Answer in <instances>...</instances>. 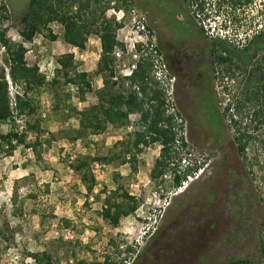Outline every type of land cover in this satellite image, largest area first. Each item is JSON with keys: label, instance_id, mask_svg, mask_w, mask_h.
<instances>
[{"label": "rangeland", "instance_id": "rangeland-1", "mask_svg": "<svg viewBox=\"0 0 264 264\" xmlns=\"http://www.w3.org/2000/svg\"><path fill=\"white\" fill-rule=\"evenodd\" d=\"M206 1L205 13L209 15L199 13L200 17L196 16L208 32L207 36H203V42L221 36L231 46L238 45L242 48L250 36L264 28V0H253L244 9H237L240 22L236 23L227 18V14L233 12L230 5L226 3L219 14L216 12L217 5H209L210 1L214 3L216 0ZM2 4L6 5L10 17L4 23L0 22V29L7 34L10 42H20L21 18L29 6V0H0V6ZM103 18H112L123 23L118 30V40L124 43L125 49H116L119 79L134 69L140 56L137 52L138 44H142L143 51L152 52L155 59V78L167 91L172 106L170 110L179 114L177 121L182 128L177 126L178 136L184 137L186 146L180 140L176 143V157L169 166L162 168L163 175L158 179L152 173L160 157L159 143L146 146L137 154L136 171H131L130 163L120 164V159L111 163H93L91 169L97 183L94 195L89 196L77 171L71 167L76 155H106L111 150L116 153L123 152L127 142L133 139L132 134L138 127L140 116L132 113L127 126L109 124L103 134L83 141H72L62 133V130L77 127V119L51 118L49 129L55 140H50V145L45 144L43 160L40 163H35L32 151L23 147L18 148L12 156L0 158V226L9 218L11 225L17 228L7 249H2L0 240V264H35L27 252L44 249L50 250L58 260L57 264H80L82 261L94 260L103 262L107 258L119 264L189 262V259L184 263L181 257L173 256V250L182 248L183 241L192 239L191 234L195 229L190 230V227L193 228L199 219L203 220L210 195L214 192L213 161L221 152L219 138L207 119L202 97L192 96L195 92L187 90L188 83L175 84L167 61L163 59L164 55L156 52L150 44L151 38L143 30V23L138 21L131 1L129 9L125 10L121 0H112L111 7ZM225 21L227 27L224 26ZM51 28L58 34V39L52 41L47 36V30L38 34L32 43L25 44L29 48L26 53L27 62L30 66L38 65L40 71L47 76L51 70L55 74V70L60 67L63 53L74 52L78 70L89 73L93 90L86 93L85 101L75 96L70 102L78 108L97 103L96 92L103 86L101 77L96 74L101 55L99 37L91 36L86 48L80 50L64 40L63 27L60 24L52 23ZM3 72L9 78V65L5 61V50L1 47L0 76ZM218 76L215 80L218 94L214 99L223 110L241 93L244 86L243 75L234 78H222L221 74ZM10 89L15 92V87L11 84ZM72 90L76 92L74 87ZM33 98L44 116L51 110L55 99L53 93L45 87ZM251 109V104H247L244 111L249 112ZM235 116L240 118L238 113ZM25 120L26 118L19 121L21 126ZM250 121L251 117L245 115L243 126L252 124V132L255 123ZM1 129L7 130L8 126L2 125ZM254 134L257 136L256 142L246 147V153L241 154V159L245 162L256 190V199H260L264 205V148L260 142L264 137V125L255 130ZM236 135L237 130L232 127L226 134L225 145ZM117 142L118 145L113 148ZM234 145L237 147L238 144ZM229 149L234 151L232 145ZM196 165L198 169L195 173L189 175L181 187L174 188L172 168L183 171L187 166ZM117 173L120 177H116ZM27 175L28 179L24 177ZM114 180L141 202L138 210L122 218L118 227L108 225L100 214L103 201L112 195L117 186ZM96 195L100 199H95ZM259 235L264 237V220L254 241L250 242L249 237L238 241H225L230 247L224 252L221 251L218 258L212 257L214 254L211 258H206L204 264H212L208 260L213 259H217L214 264H226L237 258H247L251 263L264 264ZM130 245L134 247V252L127 250ZM196 263L191 260L190 264Z\"/></svg>", "mask_w": 264, "mask_h": 264}, {"label": "trees", "instance_id": "trees-1", "mask_svg": "<svg viewBox=\"0 0 264 264\" xmlns=\"http://www.w3.org/2000/svg\"><path fill=\"white\" fill-rule=\"evenodd\" d=\"M121 1L124 9L128 10L130 0ZM111 2L112 0H29V6L21 18L20 42H10L7 34L0 29V48H4L5 61L9 65V78L5 72L0 76V158L12 156L18 148L23 147L32 151L35 163H40L43 160L45 144L50 145V140H55V136L49 129L51 118L77 119V127L62 130V133L72 141H83L91 136L103 134L109 124L117 127L127 126L130 115L139 114L138 127L132 134L133 139L127 142L123 152L116 153L111 150L106 155L91 153L76 155L71 167L77 171L89 196L94 195L97 183L91 169L93 163H111L120 159V164L130 163L131 171H136L137 154L142 152L144 147L159 143L160 157L152 173L153 177L158 179L163 175L162 168L169 166L175 159L176 143L180 140L181 144L186 146L184 137L178 136L177 126L182 128L177 121L179 114L170 110L172 106L167 91L155 78V59L152 52L143 51L142 44H138L137 52L140 56L134 69L131 74L119 79L116 49H125L124 43L118 40V30L122 28L123 23L116 19L103 18L111 7ZM252 2L253 0H216L214 3L210 1L209 5H217L216 12L220 14L221 8L227 3L233 9V12L227 14V18L236 23L240 22L236 10ZM206 3V0H188L189 11L193 12L195 18L198 13L208 16L209 14L205 13ZM229 14L231 15L228 16ZM9 17L10 13L6 5L2 4L0 22L4 23ZM52 23L60 24L63 27L64 40L74 44L80 50L86 48V43L91 36L99 37L101 55L96 74L101 77L103 86L96 92L97 103L78 108L70 102L75 96L85 101L86 93L93 90L89 73L78 70L74 52L62 54L60 67L55 70L54 76L49 80L40 71L38 65L30 66L27 62L26 53L29 48L25 44L32 43L38 34L47 30V36L52 41L58 39V34L51 28ZM224 26L227 27L226 21ZM214 38L216 40L212 45L218 51L214 60L216 69L219 71L218 75L221 74L222 78L225 76L234 78L242 74L244 86L240 90L241 93L234 97V101L229 102L223 110L217 105L213 96L202 97L205 113L218 137L226 139V134L235 127L237 130L235 139L239 152L245 154L246 147L257 140L254 131L264 125V28L250 36L242 48L238 45L232 47L228 40L221 36ZM149 42L152 44L151 40ZM153 47L157 50L155 46ZM10 84L15 87L13 94ZM126 84L129 86L126 87ZM43 87L52 92L55 97L51 110L45 116L33 98ZM73 87L76 92L72 90ZM247 104H251L252 109L249 112L244 111ZM236 113L240 115V118H236ZM245 115L251 117V123H255L252 132H250L252 124L243 126ZM24 118L26 120L21 128L19 121ZM2 125H7L8 129H1ZM260 142L264 148V137L260 139ZM117 145L118 142L113 145V148ZM178 169L172 168L174 188L181 187L187 177L195 173L198 166H187L183 171ZM24 177L29 178L28 175ZM116 177H120V174L117 173ZM114 183L117 186L112 195L103 201L100 214L108 225L118 227L122 218L138 210L141 202L124 190L117 180H114ZM1 184L0 179V189ZM46 187L49 191V184ZM120 190L122 192H119ZM95 199H100V196L96 195ZM19 229L22 230L21 227ZM16 231L17 228L11 225L9 218L0 226L3 250L8 248ZM127 250L134 252L135 249L130 245L127 246ZM260 250L264 259V237H260ZM27 255L33 258L35 264L58 263L49 249L27 252ZM216 260L212 261L216 262ZM80 264L119 263L107 258L103 262L82 261ZM226 264L258 263H251L247 258H237Z\"/></svg>", "mask_w": 264, "mask_h": 264}, {"label": "flooded vegetation", "instance_id": "flooded-vegetation-1", "mask_svg": "<svg viewBox=\"0 0 264 264\" xmlns=\"http://www.w3.org/2000/svg\"><path fill=\"white\" fill-rule=\"evenodd\" d=\"M130 1L152 46L157 48L155 51L164 55L175 84L188 83L187 90L195 92L192 96H217L215 80L219 71L214 60L218 51L212 45L216 39L203 42V36L208 32L202 21L189 11L188 0ZM218 138L221 152L213 161L214 192L203 220L199 219L197 226L190 227V230L195 229L192 239L183 241L182 248L173 250V256L181 257L184 263L189 259L188 264L191 260L204 264L211 255L218 257L221 251L230 247L225 241L249 237L252 242L263 224L264 205L256 199V190L241 159L242 153L238 145H234L237 144L235 137L227 145L225 138ZM230 145L234 151L229 149Z\"/></svg>", "mask_w": 264, "mask_h": 264}, {"label": "built area", "instance_id": "built-area-1", "mask_svg": "<svg viewBox=\"0 0 264 264\" xmlns=\"http://www.w3.org/2000/svg\"><path fill=\"white\" fill-rule=\"evenodd\" d=\"M131 72H132V70H131L130 72H127L126 75L131 74ZM47 76H48V79H51V78L54 76V71L51 70L50 72H48ZM11 93L13 94V92H11ZM13 103H14V100H13ZM22 127H23V126H21V128H22Z\"/></svg>", "mask_w": 264, "mask_h": 264}]
</instances>
